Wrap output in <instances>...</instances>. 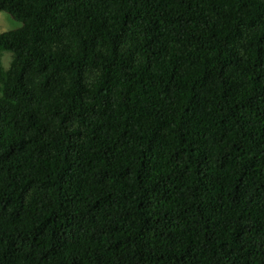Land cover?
<instances>
[{
	"label": "trees",
	"instance_id": "trees-1",
	"mask_svg": "<svg viewBox=\"0 0 264 264\" xmlns=\"http://www.w3.org/2000/svg\"><path fill=\"white\" fill-rule=\"evenodd\" d=\"M3 11L0 264H264V0Z\"/></svg>",
	"mask_w": 264,
	"mask_h": 264
},
{
	"label": "rangeland",
	"instance_id": "rangeland-1",
	"mask_svg": "<svg viewBox=\"0 0 264 264\" xmlns=\"http://www.w3.org/2000/svg\"><path fill=\"white\" fill-rule=\"evenodd\" d=\"M20 26V23L13 19L11 15L6 12H0V33ZM12 58V53L4 51L1 54L2 66L7 69Z\"/></svg>",
	"mask_w": 264,
	"mask_h": 264
}]
</instances>
